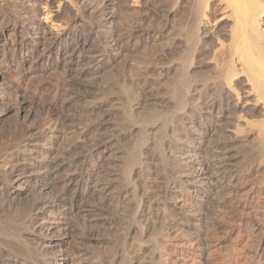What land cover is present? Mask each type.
Wrapping results in <instances>:
<instances>
[{
    "label": "bare ground",
    "instance_id": "6f19581e",
    "mask_svg": "<svg viewBox=\"0 0 264 264\" xmlns=\"http://www.w3.org/2000/svg\"><path fill=\"white\" fill-rule=\"evenodd\" d=\"M141 45L167 48L155 78L127 65ZM100 95L90 122L75 104ZM248 213L264 215V0H0V264H161L143 237L166 218L191 264L245 228L259 263Z\"/></svg>",
    "mask_w": 264,
    "mask_h": 264
},
{
    "label": "rangeland",
    "instance_id": "374dc122",
    "mask_svg": "<svg viewBox=\"0 0 264 264\" xmlns=\"http://www.w3.org/2000/svg\"><path fill=\"white\" fill-rule=\"evenodd\" d=\"M161 48V49H160ZM160 48H158L157 50L155 49H153V48H146V49H144V47H142V45L141 46H139V47H137L136 48V50L134 51H132L129 55V58L130 59H128L127 60V65H128V67L129 66H132L133 67V71L134 72H132V73H135L134 75H135V77L136 76H138L139 75V77H140V75L141 74H145V75H143V76H147V78L149 77V79L152 77H154L155 78V76L153 75V76H151V74H152V67H153V62H151V60H153V56H154V54L155 55H157L158 54V56L160 55V54H163V53H165V51H166V49L164 48V50L163 51H161L162 50V46L160 47ZM151 49V50H150ZM139 50V51H138ZM140 52V53H139ZM145 52H146V54H145ZM155 52V53H154ZM163 52V53H162ZM132 53H133V55H132ZM148 53V54H147ZM149 53L150 54H153V55H149ZM157 53V54H156ZM160 53V54H159ZM135 54V55H134ZM144 54L146 55V56H144ZM132 55V56H131ZM151 56V57H150ZM132 57H135V61H134V58H132ZM137 57H139V58H137ZM142 57V58H141ZM150 57V58H149ZM149 58V59H148ZM141 59H144V60H142L141 61ZM137 60H138V62H137ZM140 60V61H139ZM146 60H148V61H146ZM131 61H133L132 63H131ZM136 62V64H133V63H135ZM140 62V63H139ZM151 62V63H150ZM139 64V65H138ZM136 65H138V66H136ZM145 68H144V67ZM127 67V68H128ZM126 68V70L128 71V69ZM143 68V69H142ZM138 69H139V71H138ZM141 70V71H140ZM143 70V71H142ZM145 70V71H144ZM135 71H137V72H135ZM128 74H130V72L128 71L127 72ZM132 73L130 74V75H132ZM127 75V74H126ZM133 75V76H134ZM127 76H129V75H127ZM142 76V75H141ZM100 77H102V75L100 74ZM94 78H96V79H99V78H97V76L96 77H94ZM93 78V79H94ZM103 78V77H102ZM95 79V80H96ZM100 80V79H99ZM103 81L104 80H100L99 81V83L101 84L100 86H101V88L104 90L103 92H105V93H107V91H106V84H104L103 83ZM97 82H98V80H97ZM103 85V86H102ZM104 87V88H103ZM100 92V91H99ZM109 92V95L110 96H105L104 98L105 99H107V98H109V99H112V98H116L117 97V94L116 93H114V92H116V91H114V90H111V91H108ZM114 93V94H113ZM115 96V97H114ZM101 97V98H100ZM100 97L98 96V98L96 97H94V99H92V100H90V101H88V105H87V103L85 102V103H77V104H75V105H77V106H82V107H84L85 108V110L86 111H84L83 112V114H82V116L84 117V118H86V119H88L90 122H93L94 121V119H95V117L93 116V115H90L89 113H90V111H89V108L92 106V104H94V103H96V101L97 102H99L100 100H105V99H103L102 97H103V95H100ZM95 99H100V100H95ZM94 100V101H93ZM114 100V99H113ZM91 102V103H90ZM93 102V103H92ZM80 104V105H79ZM70 107V108H69ZM147 108L148 109H151V108H153L151 105H148L147 106ZM66 111H67V114H69V113H71V114H75V112H74V110H73V105H69L68 107H67V109H66ZM93 116V117H92ZM93 119V120H92ZM220 201V199H217V197H216V201ZM210 203L211 202H207V204L206 205H210ZM213 205L211 206V207H208V209H213ZM246 216H247V218H246ZM253 216H254V213L252 214V213H248V214H246L245 215V217L244 218H242V220H241V222L240 221H235L236 223H238L239 225H240V228H242L245 224V226L243 227V228H245L246 226L247 227H249V224L251 223L252 225H255V223L256 222H258V223H261V221L260 220H264V215H261V216H259L258 218L260 219V220H258V221H256L255 219H257V218H255V216H254V218H253ZM263 216V217H262ZM251 217V218H250ZM262 219H261V218ZM254 219V220H253ZM253 220V221H252ZM180 221L181 220H176L175 222L173 221V220H171V219H169V218H166L165 219V221H164V228H163V230L159 233V234H161V235H159V237H155V234L156 235H158V233H154L153 235V237H155V238H152L151 236H152V234L151 233H153L152 231H150V232H148V233H146V235L143 237L144 239H150V240H153V239H161V238H163L162 240H160V241H162L163 243H168V244H170L169 246H168V244L166 245L165 244V246L163 247V249H164V252H161V253H163V254H161L160 255V257H161V264H188V262H190V264H191V259L192 258H195V257H193V255H191V254H188V252L186 251V248H188V246H189V244H188V242H190V240H189V233H190V231H186V229L184 228V226H183V224L182 223H180ZM183 221V220H182ZM246 221V222H245ZM249 221V222H248ZM168 222H170V223H168ZM178 222V223H177ZM240 222V223H239ZM248 222V223H247ZM171 223H173V224H171ZM170 225H173L174 226V228H172V229H170ZM176 226V227H175ZM251 226V225H250ZM178 227V228H177ZM166 228V229H165ZM176 228V229H175ZM242 228V229H243ZM174 229V230H173ZM178 229V230H177ZM241 229V230H242ZM245 229H247V228H245ZM245 229H243V230H245ZM167 230V231H166ZM242 230V232H240L241 234H239V236H236V234H232V235H230V236H228L227 234L225 235L224 234V232H220L219 234H211V235H209L210 237H209V242L210 243H208V247H206L207 249V254H208V256L210 257V258H212V259H214V261H213V263L215 264H231L230 263V259H231V257H229V256H232L233 254L232 253H234L235 255H242V256H240V257H243V259L238 263V264H264V249L263 250H261L260 251V261H259V263H256L257 262V257H255V259H254V257H252V256H254V247H253V241H252V239L250 238V239H246L245 238V235H246V233L247 232H245V231H243ZM107 230H101L100 231V235H102V236H107L106 234H108L109 232H106ZM261 231H263V228H262V230ZM243 232L245 233L244 235H243ZM151 234V236L149 235H147V234ZM74 234H76V237H80V234H78V233H76V232H74ZM167 234V235H166ZM222 234V235H221ZM148 236V237H147ZM73 237H74V235H73ZM151 237V238H150ZM167 237V238H166ZM237 238V240H236V238ZM242 237V238H241ZM244 237V238H243ZM222 238V239H221ZM243 240V241H241V239ZM165 239H167V240H165ZM219 239V240H218ZM245 239H246V241H245ZM168 241V242H167ZM186 241V242H185ZM248 242H250L249 244H248ZM187 243V244H186ZM183 244V245H182ZM151 243H146L145 245H144V247L145 248H147L146 249V252L149 254L150 253V249H151ZM253 248H252V247ZM237 251V252H236ZM243 251V252H242ZM146 252H144V254H146ZM241 252V253H240ZM239 253V254H238ZM148 254H146V255H148ZM232 254V255H231ZM246 254V255H245ZM252 254V255H251ZM263 254V255H262ZM150 255V254H149ZM244 256H246L245 258H244ZM148 257H151V256H148ZM148 257L147 258H145V260H144V264H154V262L153 261H151V262H149L150 261V258H149V260H146V259H148ZM217 258H218V262L219 263H217ZM248 258L250 259V260H248ZM199 258H197L196 257V260H198ZM223 259V260H222ZM183 260L184 261H186V262H183ZM190 260V261H189ZM147 263H146V262ZM243 261V262H242ZM247 261V262H246ZM251 261H254V263L253 262H251ZM224 262V263H223ZM226 262V263H225ZM242 262V263H241Z\"/></svg>",
    "mask_w": 264,
    "mask_h": 264
}]
</instances>
